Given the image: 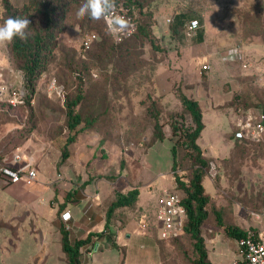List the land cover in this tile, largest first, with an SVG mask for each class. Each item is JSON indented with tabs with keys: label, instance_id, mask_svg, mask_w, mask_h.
<instances>
[{
	"label": "rangeland",
	"instance_id": "1",
	"mask_svg": "<svg viewBox=\"0 0 264 264\" xmlns=\"http://www.w3.org/2000/svg\"><path fill=\"white\" fill-rule=\"evenodd\" d=\"M9 1L22 8L29 0ZM138 3L134 14L151 35L138 33L123 42L113 38L104 19L77 18L82 0L70 6L65 18L66 29L59 34L50 63L38 79L30 99L17 106L0 101V176L4 179L3 166L15 165L11 159L5 161L3 158L16 150L29 153L44 147L48 159L41 163L43 170L51 162L50 158L59 155L61 158L64 144L71 134L66 122V100L76 97L81 88L83 99L76 110L81 113L83 122L77 128L81 129L79 133L87 136V146H94L98 140L97 150H88L92 157L85 175L97 179L106 177L115 182L118 190L138 186L146 190L151 184L149 191L153 199L164 185L165 188L159 189L162 199L164 189H177L174 174L188 181L194 167L193 160L179 144L176 172L172 170L171 147L180 138L181 131L173 135L171 122L176 118L180 128L193 125L188 113L183 119L179 116L183 111L178 94L183 92L201 98L209 109L220 108L225 116L223 127L233 142V149L226 154L207 156L209 166L203 184L210 201L206 206L205 227L219 225L215 209L223 213L225 225L230 224L229 212H234L238 205L242 213L264 215V144L240 142L231 131L232 120L242 110H264V83L253 78L251 73L255 65L264 72V0H139ZM180 11H187L188 19L200 20L202 42L195 38L187 40L183 28L172 34L170 24ZM7 18L4 0H0V25ZM29 31L33 32L31 26ZM90 34L96 37L90 47H85L83 40ZM10 46L11 43L0 45V70L8 85L28 91L24 86V73ZM236 46L243 51L244 58L222 62L221 57L231 53ZM208 59L210 69L205 70L202 66ZM244 63L248 67H244ZM217 67L221 69L217 70ZM53 83L63 87L62 94L52 90ZM217 83H222L223 87ZM219 87H222L220 93L227 101L215 107L210 93ZM155 113L162 122L165 135L162 141L154 137ZM207 127L203 137L211 143L210 138L220 136L221 126L209 121ZM146 158L155 164L151 171L144 164ZM96 164L105 166L95 168ZM172 183L175 187L171 186ZM177 190L184 196L183 191ZM0 217L2 219V215ZM120 219L124 226L126 220L124 217ZM135 219L138 220L137 215ZM151 220V216L150 220L146 218L149 228L142 229L148 233L146 240L136 238L133 259L145 264H195L196 254L189 234L182 232L170 239H161L157 222ZM25 223L22 218L12 219L14 229L8 230L0 221V264H13L7 260L8 237L13 236V230L22 235ZM249 227L253 226L246 225L243 230ZM221 230L222 238L228 239L225 227ZM124 232L115 228L110 233L111 243L114 245L118 240L123 249L120 253L113 249L104 250L107 264H115V254L123 264ZM92 240L98 241V237H92ZM206 240V245H211L209 237ZM93 255L88 254L85 246L81 254L82 264H89Z\"/></svg>",
	"mask_w": 264,
	"mask_h": 264
},
{
	"label": "crops",
	"instance_id": "2",
	"mask_svg": "<svg viewBox=\"0 0 264 264\" xmlns=\"http://www.w3.org/2000/svg\"><path fill=\"white\" fill-rule=\"evenodd\" d=\"M225 59V56L221 57L222 62H226ZM208 62L209 59L206 63ZM246 67H248V64ZM218 69H221V67H217ZM216 71L212 73L213 77L217 73ZM221 72L223 74V71ZM221 72H218L217 75H220ZM251 73H253V78L264 83V72L259 65L253 66ZM218 85L223 87L222 83ZM222 87L214 88L210 93L215 107L223 101H227L220 93L223 90ZM198 101L203 111V121L205 123L198 143L206 156H222L228 150L233 149V142L227 136L228 130L223 127L225 116L219 111L220 108L212 107L209 109L208 105L203 104L201 98ZM209 121H214L221 126L220 136L210 138L211 141L213 140L212 142L216 140L213 148H210L212 142L208 143V140L203 137ZM234 126L235 118L232 120L231 131H233ZM86 139L87 136H83L80 132L77 140L69 144V155L65 161L62 162L61 158L59 159L60 155L57 158H50L51 162L44 170L41 163L48 159L45 148L38 147L36 150L29 152V154H34L38 170L36 180L31 185H26L24 182H9L0 176V215H2L0 221L4 222L8 230L14 227L12 226V219L22 218L26 221V228L22 235H17L13 230V236L8 237V244L10 245L6 249L9 252V259L6 257L8 261H13V264H16V260L18 264H67L65 252L62 248L61 226L66 227L69 225L72 242L87 237L90 232H104L99 237L97 235L93 236V238L98 237L97 242L102 250H98L94 255L92 254L93 257L89 264H107L103 257L104 250L113 249L119 253L122 251V242L117 240L114 246L111 243L112 239L109 237L115 228L120 232L125 231L126 239L123 242L125 259L123 264L146 263L133 259V250L134 247H137L136 238L145 239V235H148L147 231L140 229L142 221H139L140 219L146 220V218L150 220L151 216L152 220L154 219L153 223H155V215L162 201L159 197V189L165 188V186L162 185L158 189L154 199L153 194L149 191L151 184H147L146 190H144V187L138 186L140 193L135 206L117 209L111 223L106 228V212L109 204L116 198V192H126L133 187H129L127 190H118L115 182H110L106 177L97 179L90 174L85 175V170L89 167L90 157H92L88 150H97L98 146V140L94 142V146H87ZM168 139L171 140V138ZM218 140L222 142L219 143ZM144 164L150 171L155 168V164L148 161L147 158ZM13 166L19 165L16 163ZM100 166L104 167L105 165L96 164L95 168ZM154 180L157 181V179ZM173 185L172 183L171 186ZM86 209L88 213H86ZM65 211L71 213V219L68 223L61 220V215ZM219 211L221 212V210ZM136 215L138 220L135 219ZM221 215L223 218L222 212ZM119 216L124 217L126 220L124 226ZM227 219L230 224H236L241 229L246 225L264 228V215L242 213L240 205L235 206L234 212H229ZM221 229H224V226L220 224H208V227H205L204 224L202 227L204 238L209 237L211 243V245L207 244L209 259L212 264H234L238 258V240L229 235L228 239L222 238L223 230ZM88 244L85 246L87 247ZM85 246L81 248V254ZM115 256L117 259L115 264H120V258L116 254ZM152 264L154 263L152 262Z\"/></svg>",
	"mask_w": 264,
	"mask_h": 264
},
{
	"label": "trees",
	"instance_id": "3",
	"mask_svg": "<svg viewBox=\"0 0 264 264\" xmlns=\"http://www.w3.org/2000/svg\"><path fill=\"white\" fill-rule=\"evenodd\" d=\"M77 1L79 0H29L28 4H25L22 8H18L13 6L9 0H4V6L8 18H29L31 21L29 26H31L33 32L30 33L28 27V32L30 33L29 38L26 41H21L17 38L10 46V50L15 60L18 61V65L24 73V86L28 89V91L26 90L27 99H30L31 95L34 93L38 79L49 65L51 56L58 45V36L66 29L65 18L67 12L69 11L70 6ZM82 1L84 3V0ZM138 1L139 0H125V2L133 7L134 11L138 9ZM188 17L189 13L187 11H180L174 15L170 24L172 34H175L177 30L180 31L182 28L185 30L186 23L190 20ZM137 23V31L124 41L129 40L138 33L146 34L147 36L151 35L150 32L145 31L146 25H140L138 19ZM195 40L197 42H202L204 40L203 33L198 32ZM178 97L181 101L183 111L179 116L183 119L188 113L193 122L192 126H186L184 128L178 126L176 118L171 122L173 135H176L178 131H181L180 138H178L172 146V170L174 173L176 172L179 144L184 148L188 157L194 162V167L191 170V175L188 181L183 180L182 177L176 173L174 174L177 183L176 188L184 193L182 203L187 210V221L184 226V232L189 234L193 240V247L196 254L195 264H212L209 259V251L205 238L202 234L203 224L208 217L206 206L210 201V196L205 192L203 184V176L206 173V168L209 166V159L198 143V139L205 127L203 111L198 99L190 97L183 92H180ZM82 99L81 88H79L76 97L66 100V122L71 134L68 136L62 150V162L65 161L69 155V144L77 140L78 133L81 131V129H78L77 127L83 122V118L81 113L76 110V107L80 104ZM154 119V137L155 139L162 140L165 135L158 113L154 114ZM235 139L246 144L255 143L247 139L236 137ZM139 193V187H133L126 192H116V198L109 204L106 212V228L111 223L117 209L135 206ZM214 213L217 222L225 227L227 234L230 237L239 240L244 234V230L232 224L225 225L219 210L215 209ZM61 233L62 248L66 254L68 264H82L81 248L90 243L94 235L99 237L104 232H90L87 237L76 239L73 242L70 238L69 229L63 225L61 226ZM240 264L245 263L241 260Z\"/></svg>",
	"mask_w": 264,
	"mask_h": 264
},
{
	"label": "built area",
	"instance_id": "4",
	"mask_svg": "<svg viewBox=\"0 0 264 264\" xmlns=\"http://www.w3.org/2000/svg\"><path fill=\"white\" fill-rule=\"evenodd\" d=\"M134 9L125 1L115 0V8L110 16L105 20L108 30L117 42H122L132 36L138 28ZM201 27L198 18L187 21L184 36L187 40L194 39ZM95 34H90L83 40L85 47H90ZM226 59L240 60L244 58V53L239 47H233L232 52L225 55ZM247 64L244 63V67ZM203 69H210L208 63H204ZM52 90L62 94L63 87L52 84ZM26 91L21 87H13L6 83L4 73L0 70V101L17 106L26 103ZM234 136L240 139H247L255 143L264 144V110L248 108L242 110L235 118ZM11 159L19 166L6 164L1 168L4 179L9 182H24L31 185L37 177V167L34 154L24 153L21 150L13 151L3 160ZM182 194L177 190L165 189L161 204L156 213L158 236L161 239H170L182 232L187 221V210L182 203ZM64 222L71 219L70 211H65L61 215ZM70 228L69 225L66 226ZM149 228L146 220L141 222V229ZM100 248V244L92 240L87 246L88 254L92 255ZM243 260L245 264H264V228L249 227L244 230V234L238 240V258L234 264H240Z\"/></svg>",
	"mask_w": 264,
	"mask_h": 264
},
{
	"label": "clouds",
	"instance_id": "5",
	"mask_svg": "<svg viewBox=\"0 0 264 264\" xmlns=\"http://www.w3.org/2000/svg\"><path fill=\"white\" fill-rule=\"evenodd\" d=\"M115 8V0H84L77 10V18H90L94 21L106 19ZM31 24L29 18L9 17L0 25V45L12 43L15 39L26 41L30 33L28 27Z\"/></svg>",
	"mask_w": 264,
	"mask_h": 264
}]
</instances>
